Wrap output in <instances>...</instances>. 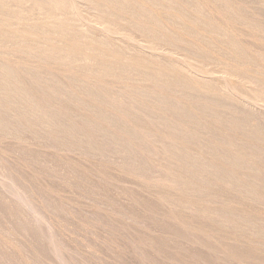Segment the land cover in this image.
I'll use <instances>...</instances> for the list:
<instances>
[{
    "label": "bare ground",
    "instance_id": "obj_1",
    "mask_svg": "<svg viewBox=\"0 0 264 264\" xmlns=\"http://www.w3.org/2000/svg\"><path fill=\"white\" fill-rule=\"evenodd\" d=\"M246 1L0 0L1 48L16 40L39 46L62 78L44 91L39 52L26 59L15 43L21 59L0 51V143L15 144L0 145V264H71L49 220L71 214L70 204L48 183L81 189L98 178L103 205L116 208L117 223L130 230L128 252L137 264H264V58L238 40L264 41V0H251L254 7ZM109 81L119 83L118 95ZM105 90L116 97L102 102ZM144 125L156 127L158 145ZM58 151L60 158L68 151L112 162L120 176L146 185L143 196L116 183V174H97L95 165V176L92 165L82 171L85 181L58 167L47 182L49 166L40 169L50 177L36 185L41 200L34 203L14 168L35 184L34 165Z\"/></svg>",
    "mask_w": 264,
    "mask_h": 264
},
{
    "label": "rangeland",
    "instance_id": "obj_2",
    "mask_svg": "<svg viewBox=\"0 0 264 264\" xmlns=\"http://www.w3.org/2000/svg\"><path fill=\"white\" fill-rule=\"evenodd\" d=\"M246 1V0H245ZM250 1V2H249ZM246 2H249L250 3V5L251 4H253V5H251V7H254V6H256V5H254V3L251 1V0H247ZM238 40L239 41H241L244 45H246V47L251 51V54H253V55H256V56H261V57H263L264 58V41L263 40H259V39H255V38H249V37H247V36H244V34L242 35V36H240V37H238ZM12 43H15L14 45H17V49H18V47H19V49H20V47H21V49L23 48H25V50H23L24 52H22L21 54L22 55H24L25 57H26V59L27 58H31V57H35V58H37L36 56H38V53L37 52H39L40 54H39V56H41V57H43V51L41 50V48L39 47V46H37L36 47V45H35V47H33V45L32 46H30V43L28 42H26V41H20V45H18V44H16V43H19V41L18 40H16V41H14V42H9V43H6V46L8 45V47H10V49L8 48V47H4L3 45V47L4 48H1V45H0V51H2V53L4 52L5 53V56H7V58L10 56V55H8V53H13V54H11L12 56H10L9 57V59H17V58H20L21 59V54H20V50H19V53L15 50L16 48H15V46L13 47L12 45ZM27 43V44H26ZM12 44V45H11ZM23 45V46H22ZM24 46H26L28 49H30L31 51H27L26 52V50H27V48L26 47H24ZM32 47L36 50L37 49V51H35V52H33L34 51V49H33V51H32ZM40 49H39V48ZM6 48V49H5ZM14 49V50H13ZM11 51V52H10ZM16 52V53H15ZM1 53V52H0ZM3 53V54H4ZM24 53V54H23ZM29 53H31V54H29ZM34 53H36V55H34V56H32ZM19 54H20V57H19ZM28 55H30L31 57H29ZM16 56H17V58H16ZM38 56V57H39ZM25 57H24V59H25ZM40 57V59H42V60H40V59H38L37 58V60H36V62H37V66H38V68H37V71H38V75H37V78H38V80L39 79H41V81H39V82H41L40 84V86L42 87V89L45 91V89H46V87L48 88V87H51L53 84V87H57V83L59 82V81H61L62 80V78H61V75L59 74V72L57 73L56 72V70H53L52 69V64L54 65V66H56L55 64H54V62H51L52 60L51 59H49V58H46V57H43V58H41ZM23 59V58H22ZM49 60V61H45V63L46 62H48V64H50V62L52 63V64H50V66L48 65V64H46V65H43L44 64V61L43 60ZM51 60V61H50ZM43 61V63H41ZM40 63V66L38 65ZM41 64H42V66L43 67H41ZM47 66V67H46ZM44 67H46V68H44ZM51 67V69H49ZM48 70L49 69V71L48 72H45V71H43L42 72V70ZM54 69H56V67H54ZM54 71V72H53ZM58 75H57V74ZM41 74H44V75H46L45 77H43L44 75H42L41 77L39 76V75H41ZM56 76H55V75ZM49 76H51V78H52V81L50 82L49 80H50V77ZM55 77V78H53V77ZM47 77V78H46ZM57 77H59V78H57ZM49 79L48 80V82L46 83L44 80H46V79ZM53 82V83H52ZM56 83V84H55ZM109 84L111 85V84H113L114 86V91H115V93L118 95L119 94V90L117 91L115 88H119L120 87V85H119V83H117V82H112V81H109ZM115 86H117V87H115ZM119 86V87H118ZM58 88V87H57ZM109 88H111L110 86H109ZM108 88V89H109ZM47 90V89H46ZM110 90H112L113 91V89H110ZM110 90H105V93H107L108 92V94H105V98H102V100H104V101H102V102H104L105 103V101H107V99L108 100H111V96H110V99L108 98L109 97V94L110 95H112V99L114 98V97H116V94H111V91ZM107 91V92H106ZM113 91V92H114ZM106 95H108V96H106ZM107 98V99H106ZM138 121H139V119H137ZM142 124L141 125H143V122H141ZM144 124H146L145 122H144ZM146 125H148V124H146ZM146 125H144V127L146 126ZM148 127H150V128H148ZM148 127H145V128H143V130L145 129V130H147V132H149L150 130V134H156L155 133V128L156 127H154V125L152 126V125H149ZM148 128V129H147ZM151 135V136H152ZM154 137H155V135H153V138H150L153 142H155L156 143V145H158V143L156 142V141H158V139H159V137H156V141L155 140H153L154 139ZM160 140V139H159ZM2 142H8V144H5V142H4V144H2V148H3V145H4V148H6L7 146L9 147V145H10V147H9V149H12L14 146H15V144L13 143V141H12V139H5L4 141L3 140H1ZM1 142V143H2ZM159 142V141H158ZM1 143H0V145H1ZM161 144V143H160ZM7 145V146H6ZM13 146V147H12ZM8 147H7V149H8ZM47 148H49V147H47ZM46 148V149H47ZM147 148V147H146ZM49 149H52V148H49ZM45 150V149H44ZM48 153L50 152V151H53V150H49L48 151V149L46 150ZM61 152V154L64 152V151H60ZM66 152V151H65ZM63 153V156L61 155V158L59 157L60 156V153H59V151H58V155H56V156H52L51 157V155H50V157H49V155H48V158H50L49 160H44V161H40V163L37 165V164H35L34 165V168H33V170L36 172V177H37V181L35 182V184H34V181L32 182L31 181V179H29V177H28V174L27 173H23V171H20V169H16V168H14V172H13V174L14 175H16V176H19V178L22 180L23 178H25L24 180H22L23 181V184H25L23 187H25L24 189H25V193H30L28 196H29V198H30V200L31 201H33L34 203H35V199H36V204H38L39 203V201L41 200L40 199V191H39V187L37 188V186H40V185H38V183L39 184H41V183H45V184H47V180H51V181H55V179H54V175H55V173H54V175H52L50 172L52 171H54V169H55V172L61 167V168H63L64 166L65 167H67V169L68 170H66V168L63 170V169H59L58 171H57V173L58 172H64V173H70L71 175H75L76 176V179L78 180H80L81 181V179H83L84 177L81 175V173H82V171H85L86 170V172H87V174H88V170H89V168H90V166H91V170H89L90 171V175H93L94 174V171H93V165H95L94 166V168H96L97 170H96V172L98 171V173L97 174H99V172L101 171V172H106V174L108 175V176H111V177H113V174L115 175L116 174V176H114L113 177V179L116 181V183H118L119 181H121L120 183H118V184H120V185H122V186H124L125 188H127V190H129V189H133V190H130V192L132 191H134V194L136 193V195H138V191H139V195L138 196H143V194H140L141 193V190L142 189H144V187L146 186H144L143 184H141V183H139V182H136V180L134 181V180H132V178H131V176H129V175H127L128 177H126V175L124 176V175H122L121 174V176H120V173H119V170H117L116 171V169L118 168V167H115V164H114V166H111V167H113V169L114 170H112V169H110L109 167H108V165L110 164H112V162H107V164L108 165H106L105 163L106 162H104V163H102L103 161H96V160H98V159H94V161H92L93 160V158H92V160H91V158L90 157H88V159H87V156H83V154L81 155V154H79V155H77V152H76V154H74L73 152H70V153H68V151L66 152V153ZM74 155H77V156H74ZM79 153V152H78ZM69 154H71V155H69ZM68 155V156H67ZM69 156H71V157H69ZM64 157V159H62ZM73 157V158H72ZM75 157H76V160H75V162L73 161V159H75ZM70 160V158H71V163L72 164H70V165H72V166H69V165H67V164H69L70 163V161H69V163H67L68 162V160ZM82 158V159H81ZM66 161V162H64V161ZM91 160V161H90ZM82 161V162H81ZM74 162V163H73ZM86 164H85V163ZM91 164H90V163ZM83 163V164H82ZM94 163V164H93ZM101 163L102 164H104L106 167H108L109 169H103V165H101ZM84 165V166H83ZM101 165V166H100ZM51 167V168H49L50 170L48 171L49 172V174H51V177H50V175L49 174H47V171L44 173V175L45 174H47L49 177H50V179L48 178V176H46V177H44V175L42 176V174H43V172H41V170H42V167L44 168L45 167V169L46 168H48V167ZM63 166V167H62ZM88 166H89V168H88ZM41 167V168H40ZM59 167V168H58ZM72 167V169L70 170L69 168H71ZM98 167V168H97ZM99 167H101V168H99ZM88 168V169H87ZM15 169H16V171H17V173H16V171H15ZM41 169V170H40ZM95 170V169H94ZM38 171V172H37ZM43 171H45V170H43ZM69 171H71V172H69ZM18 172H19V174H18ZM21 172V173H20ZM39 172H41L42 174H40L42 177H40V175H39ZM95 172V173H96ZM101 172H100V174L99 175H101ZM111 174H110V173ZM118 172V173H117ZM93 173V174H92ZM23 174L25 175V177L23 176ZM60 174H62V175H60L61 177H63V173H60ZM103 174V173H102ZM56 176H58V177H60L59 176V174H56ZM87 176V175H86ZM94 176H95V174H94ZM94 176H91V177H93L94 178ZM102 176V175H101ZM126 177V179L124 178H122V177ZM80 177V178H79ZM81 177H83V178H81ZM88 177V176H87ZM46 178H48V179H46ZM88 178H90V176L88 177ZM98 177H96L95 179H97ZM121 178V179H120ZM39 179H43V180H39ZM45 179H46V181H45ZM53 179V180H52ZM76 179H74L73 180V184L74 185H76L75 183H76ZM98 179H100V178H98ZM97 179V180H98ZM120 179V180H119ZM129 179H130V181H129ZM84 180V179H83ZM94 181V179L93 180H90L92 183H93V181H94V183L92 184V185H88V186H83L81 189H79V188H74V189H72V188H69L68 186H64L61 182H59V181H57L56 180V183L55 182H49L48 184L51 186V187H53L54 189H58L59 191H60V194L62 195V197H63V200L64 201H66V202H68L69 204H70V210H71V214H67V213H63V212H59L57 215H58V217H57V215H56V217H55V215H52V214H50V218H49V220H50V222L52 223V225L54 226V228H56V229H59L60 230V233H61V235H62V237H63V239L66 241V259L69 261V262H71V264L73 263V264H103V262H105L104 264H107V262H108V264H137V261H135V260H133V258H134V256L132 257V252H130L131 250H130V248H129V252H128V239H129V229L128 228H125V227H123V224L122 223H117V222H121L120 221V217H118V215L117 214H114V212L116 213V208H114V207H111V206H109V209H111L112 211H109V209L108 208H106V206L105 205H103V201H102V194H103V192H102V190L100 191V189H102V188H100V186L99 185H101L102 186V181L101 180H99V181ZM122 180H124V181H122ZM127 180V181H126ZM27 183H26V182ZM31 181V182H30ZM85 181V180H84ZM146 181H148V179H146ZM146 181H144V182H146ZM31 184H30V183ZM57 182L59 183L58 185H57ZM79 182V181H78ZM123 182L125 183V185L123 184ZM90 183V182H89ZM99 183V184H98ZM128 185H127V184ZM133 183H134V186H133ZM148 184H149V181L147 182ZM32 185V186H30V185ZM72 184V185H73ZM86 184V183H85ZM37 185V186H36ZM57 185V186H56ZM63 185V186H62ZM87 185V184H86ZM93 185H98L99 187V190H98V188H95V186L93 187ZM132 185V186H131ZM60 186V187H59ZM91 186V187H90ZM127 186V187H126ZM147 186H149V185H147ZM58 187V188H57ZM62 187V188H61ZM87 187H88V189H90V190H88L87 189ZM31 188V189H30ZM85 188V189H84ZM93 188H95V189H93ZM146 188V187H145ZM68 189H70L69 191H68ZM72 189V190H71ZM79 189V190H78ZM97 189V192L95 191ZM61 190H62V192L64 193H62L61 192ZM84 190H86V191H88L89 192V194L86 192V191H84ZM135 190L137 191V192H135ZM29 191V192H28ZM73 191V192H72ZM74 191L76 192V194L78 193V195H76L75 193H74ZM84 192L83 194H82V192ZM91 191V192H90ZM99 191V192H98ZM88 194V195H86V193ZM93 192H94V194H93ZM101 192V193H100ZM67 193H69V194H67ZM73 193H74V195H76V196H74L73 195ZM81 193V194H80ZM36 194V195H35ZM38 194V195H37ZM100 194V195H99ZM226 195H227V193H225ZM33 195V196H32ZM89 195H90V197H92V198H89ZM93 195V196H92ZM94 195H99L98 197H97V199H96V197H94ZM232 195V194H231ZM35 196V197H34ZM39 196V197H38ZM71 196V197H70ZM78 196H80L81 198H84V199H81V198H79ZM83 196V197H82ZM87 198H86V197ZM233 196V195H232ZM231 196V197H232ZM74 197V198H73ZM230 197V198H231ZM234 197V196H233ZM232 197V198H233ZM34 198V199H33ZM71 198H73V199H71ZM76 198V199H75ZM85 198H86V200H85ZM93 198H95L94 200H93ZM232 198H231V200H232ZM75 199V200H74ZM77 199H79V201L77 200ZM92 199V200H91ZM235 198H233V200H234ZM237 200H238V198H236ZM77 200V201H76ZM87 200H89V201H94V202H89V201H87ZM97 200H100V201H97ZM233 200H232V202H233ZM241 199H239L238 201H240ZM77 203H76V202ZM235 201V200H234ZM236 202V203H234V204H237L238 203V205H240L239 206V208H241L242 210H244V208H246L245 210H247L248 211V209L247 208H249V206L247 205L248 203H250V202H248V201H245V200H242L243 202L245 201V203H247L246 204V206H244L245 205V203H242V201H241V203H239V202ZM75 202V203H74ZM81 202V203H80ZM83 203H86V205L85 204H83ZM98 203V204H97ZM89 204V205H88ZM103 205V206H101V205ZM241 204H243V206H244V208L243 207H241ZM76 205H78L77 207H76ZM238 205H234L235 206V208H237V206ZM74 208H73V207ZM90 208H89V207ZM92 206H94V207H92ZM79 207V208H78ZM83 207H86V208H82ZM88 207V208H87ZM91 207H92V209H91ZM96 207V208H95ZM238 208V209H239ZM251 203H250V209L249 210H251ZM85 209H87V210H85ZM101 210V211H100ZM235 210V209H234ZM244 210V211H245ZM78 211V212H77ZM89 211H90V214H89ZM98 211V213L96 214V212ZM241 211V210H240ZM240 211H236V212H240ZM73 212V213H72ZM104 213V215L103 214H101V213ZM106 212H108V214H106ZM110 213V214H109ZM88 214V215H87ZM94 214V215H93ZM184 214V215H183ZM78 215H79V217H78ZM179 215L181 216V217H183V219H185L186 221H188V220H190V219H192V218H190V216H188V218H187V213H185V212H179ZM53 216V217H52ZM114 216V217H113ZM72 217H73V219H72ZM77 217V218H76ZM93 217V218H92ZM95 217H97V219L98 220H96V218ZM106 217V218H105ZM116 217H118V219L116 218ZM76 218V219H75ZM82 219V221L80 220V219ZM95 218V219H94ZM116 218V219H115ZM79 219V220H78ZM100 219V220H99ZM72 220V221H71ZM114 220V221H113ZM68 222L67 224H66V222ZM74 221H75V223H76V225H77V227L75 226V223H74ZM77 221V222H76ZM80 221H81V223H80ZM98 221H100V222H98ZM107 221V222H106ZM56 222V223H55ZM58 222V223H57ZM65 222V223H64ZM74 223L73 225L72 224H70V223ZM104 224H102V223ZM59 223H60V225H59ZM80 223V224H79ZM116 223L119 225H116ZM63 225V228H62V225ZM84 224V227L82 226V225ZM85 224H86V226H85ZM106 224V225H105ZM194 224H196V225H198L199 224V220H194ZM87 225H89V226H87ZM108 225V226H107ZM65 226H66V228L67 229H64L65 228ZM78 226H80L81 228H79ZM111 226H112V228H111ZM118 226V227H117ZM199 226V225H198ZM107 227H110L111 228V230H110V228H107ZM114 227L116 228V230L114 229ZM122 227V228H121ZM70 228V232H69V229ZM94 228H95V230H94ZM92 230V233H91V231L90 230ZM98 229H99V231H100V233H101V235H99V231H98ZM107 229V230H106ZM223 229V228H222ZM222 229L220 228V231H222ZM73 230H74V232H73ZM87 230H88V234H87ZM97 230V231H96ZM118 230V231H117ZM127 230H128V232H127ZM79 231H80V233H79ZM110 231H111V233H112V236L111 235H106L108 232L110 233ZM120 231V233H122V234H127V237H122V235L120 234V233H118ZM223 231L225 232L226 230H224L223 229ZM222 231V232H223ZM93 232H95V233H93ZM218 232V231H217ZM221 232V233H222ZM223 232V234L224 235H222L223 236V239L225 238L224 236L225 235H227V232L226 233H224ZM97 233V234H96ZM108 233V234H109ZM110 233V234H111ZM220 233V232H219ZM221 233H220V235H221ZM76 234V235H75ZM77 234H79V235H77ZM105 234V235H104ZM99 235V236H98ZM115 235V236H114ZM80 236V237H79ZM85 236V237H84ZM101 236H103V238L101 237ZM120 237V239H122L121 241H123V242H120V240L118 239V238H116V237ZM131 236V235H130ZM219 237V235L217 234L216 235V237ZM71 237V238H70ZM84 237V238H83ZM101 238H102V240H101ZM115 238V239H114ZM127 238V239H126ZM109 239V240H108ZM76 240H78V242H76ZM104 240H107V241H105L104 242ZM83 241V242H82ZM118 241H119V243H118ZM126 241V242H125ZM86 244H85V243ZM110 243V245H109V243ZM107 244V246L106 247H108V245H109V249L108 248H106L105 247V245ZM113 243V244H112ZM125 243V245L123 246V244ZM79 244H81V245H79ZM120 244H122V245H120ZM83 245V246H82ZM85 245V246H84ZM96 245H97V247H96ZM114 245H116L117 246V248H116V246H114ZM118 245L121 247H118ZM81 246V247H80ZM88 247V249H87V247ZM93 246V247H92ZM113 246V247H112ZM239 246H241V245H239ZM90 247H92V248H94V249H92V248H90ZM103 247V249L104 250H102L101 248ZM73 248H75L74 250H73ZM118 248H120V249H118ZM122 248H123V252H124V250L126 249V253L125 254H123V253H121L122 252ZM89 249H91V251H93V254L91 253V251H89ZM97 249H99V250H97ZM105 249H106V251H109L108 253L105 251ZM81 250V251H80ZM115 250V252H112V251H114ZM99 251V252H98ZM100 251H101V253H100ZM118 251V252H117ZM121 251V252H120ZM196 251L198 252V253H204L203 251H201V250H199V249H196ZM78 252V253H77ZM94 253H96V254H100L99 256H97V255H95L94 256ZM112 253H113V255H112ZM117 253V254H116ZM108 254V255H107ZM109 254H111L112 256H110ZM114 254H115V256H114ZM121 254V255H120ZM132 254V255H131ZM204 254H206V253H204ZM120 255V256H119ZM127 257V255L129 256V257H127V259H126V257ZM124 258V260H122L123 258ZM131 257V258H130ZM120 258H122V259H120ZM131 259V260H130ZM114 260V261H113ZM122 260V261H121ZM102 263H101V262ZM126 262V263H125ZM47 263L48 264H51L49 261H47Z\"/></svg>",
    "mask_w": 264,
    "mask_h": 264
}]
</instances>
